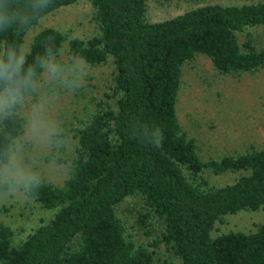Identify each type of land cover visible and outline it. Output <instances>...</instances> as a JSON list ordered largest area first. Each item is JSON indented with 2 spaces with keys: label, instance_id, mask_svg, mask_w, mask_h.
<instances>
[{
  "label": "trees",
  "instance_id": "16d2710c",
  "mask_svg": "<svg viewBox=\"0 0 264 264\" xmlns=\"http://www.w3.org/2000/svg\"><path fill=\"white\" fill-rule=\"evenodd\" d=\"M78 1L49 0L33 27ZM91 2L98 34L68 38L47 26L29 44L38 51L54 39L91 65L113 60L114 103H101L75 128L78 144L64 183L40 189L35 200L56 209L54 217L19 242L0 221V264H175L127 232L116 206L133 195L149 208L143 222L151 213L163 221L152 245L164 241L183 264H264V222L213 235L227 216L264 207V148L204 160L177 113L183 66L196 55L210 57L226 75L264 66V50L250 40L242 45L237 35L264 25V0L207 3L161 21L147 19L148 0ZM206 171L241 174L204 187L192 177Z\"/></svg>",
  "mask_w": 264,
  "mask_h": 264
},
{
  "label": "rangeland",
  "instance_id": "374dc122",
  "mask_svg": "<svg viewBox=\"0 0 264 264\" xmlns=\"http://www.w3.org/2000/svg\"><path fill=\"white\" fill-rule=\"evenodd\" d=\"M249 3L253 0H148L147 19L161 21L194 7L207 3ZM91 0L63 6L43 17L26 37L30 43L40 29L53 26L68 38H89L99 33ZM240 43L250 40L264 50V25H250L237 31ZM67 49V42L64 46ZM91 65V64H90ZM92 73L85 79L80 92L65 96L62 109L75 126L70 129L71 140L64 162L46 168L44 181L62 185L68 177L70 161L78 144L75 128L95 112L101 103H114L112 80L114 63L91 65ZM101 104V105H100ZM177 113L183 129L198 143L199 154L204 160L224 155H238L252 149L264 148V66L257 71L234 75L221 74L208 56L198 54L183 66L182 86L177 101ZM241 172L229 171L216 174L210 171L193 178L204 187L233 182ZM149 211L143 198L126 197L116 206L127 232L138 242H146L155 250L157 258H168L175 264L182 260L164 241L153 246V240L163 229V221L151 213L148 222L142 221V213ZM56 209L43 207L36 200H12L0 195V221L10 225L15 241L23 240L39 225L51 220ZM264 222V207L256 211H243L229 215L217 222L213 235L231 230L253 231Z\"/></svg>",
  "mask_w": 264,
  "mask_h": 264
},
{
  "label": "clouds",
  "instance_id": "9594fccd",
  "mask_svg": "<svg viewBox=\"0 0 264 264\" xmlns=\"http://www.w3.org/2000/svg\"><path fill=\"white\" fill-rule=\"evenodd\" d=\"M48 7L49 0H0V195L12 200H35L44 170L64 162L75 120L61 100L92 73L83 55L54 39L38 51L26 42Z\"/></svg>",
  "mask_w": 264,
  "mask_h": 264
}]
</instances>
